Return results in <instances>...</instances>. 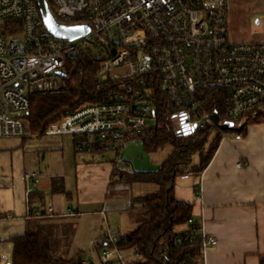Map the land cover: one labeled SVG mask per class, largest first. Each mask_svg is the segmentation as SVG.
<instances>
[{
  "label": "built area",
  "instance_id": "2783aa9c",
  "mask_svg": "<svg viewBox=\"0 0 264 264\" xmlns=\"http://www.w3.org/2000/svg\"><path fill=\"white\" fill-rule=\"evenodd\" d=\"M53 5L59 22L87 24L90 30L71 40L55 37L44 25L38 0H0V138L27 135L32 96L66 92L65 64L85 48L100 53V79L122 82L101 103L48 127V134H78L79 148L99 143L120 154L156 122L151 95L158 90L177 110L178 131L211 125L221 139L264 106V41L231 40L229 0H53ZM206 87L224 92L222 117L215 111L218 123L198 98ZM224 123L231 124L229 130ZM45 174L30 171L26 177L37 181ZM35 214L43 217L44 210ZM198 231L204 248L218 243L200 224ZM118 251L104 249L102 261L108 264ZM79 258L82 254L74 259Z\"/></svg>",
  "mask_w": 264,
  "mask_h": 264
},
{
  "label": "crops",
  "instance_id": "0c3cea01",
  "mask_svg": "<svg viewBox=\"0 0 264 264\" xmlns=\"http://www.w3.org/2000/svg\"><path fill=\"white\" fill-rule=\"evenodd\" d=\"M244 1L229 0L230 38L264 41V1L250 6ZM258 110L264 111V106ZM250 116L255 117V112ZM245 121L242 130L231 129L228 139H220L203 171L190 170L176 180V197L193 205V218L218 241L204 248L203 264L264 263V119ZM79 139L76 133L47 132L0 138V211L7 214L0 219V264H13L12 238L35 231L37 224L45 229L55 226L53 233L59 238L55 249L64 253L60 256L70 259L82 254L83 259L90 256L92 264H107L101 259L107 248L101 245L145 221L141 199L160 186L149 181L129 184L117 176L113 182L112 174L116 169L157 171L171 153L162 158L156 154L160 149L145 151L143 142L135 138L120 154L79 148ZM195 156L192 167L201 163ZM30 171L46 174L34 181L26 177ZM54 179L61 190L53 189ZM39 209L44 210L43 217L35 214ZM188 227L177 225L174 230ZM78 236L85 241L76 251L73 243ZM114 255L108 264H128L138 257L135 249Z\"/></svg>",
  "mask_w": 264,
  "mask_h": 264
},
{
  "label": "trees",
  "instance_id": "16d2710c",
  "mask_svg": "<svg viewBox=\"0 0 264 264\" xmlns=\"http://www.w3.org/2000/svg\"><path fill=\"white\" fill-rule=\"evenodd\" d=\"M48 3L55 18L61 21L53 0H48ZM65 66L68 85L66 92L32 96L26 136L44 135L48 127L60 122L63 116L73 114L87 104L101 103L105 100L107 92L120 89L121 80L100 79L99 58L95 51L89 48L82 50L78 58L68 59ZM223 96V90L218 87L201 88L198 92V98L202 100L205 109L212 113L217 111L220 117L225 111ZM151 98L156 106V122L133 138L141 140L143 148L148 152L157 151L167 144L172 145L174 149L157 171L114 170L113 182L115 176L118 181L129 184L149 181L157 183L160 190L141 199L145 206L146 219L140 226L101 246L116 250H137L138 257L128 264H203L204 246L202 234L198 231L199 224L197 221L189 223L193 217V205L178 199L174 189L179 176L187 174L190 170L203 171L210 163L218 148L221 134L215 132L211 125L188 134L178 131L175 127L177 110L171 105L168 96L158 90ZM253 113L247 115L250 120L259 122L264 119L263 110L255 111V117L250 116ZM87 146L97 151L104 149L99 143H89ZM195 155L200 157L201 163L198 167H192ZM57 180H53V189L61 190ZM6 215L0 211V219ZM182 224H188V229L176 232L175 227ZM54 230L53 225L45 229L43 225L37 224L35 231L13 237V264H84L83 258L76 261L74 258L68 259L58 255L55 246L58 245L59 238L54 236ZM179 238L182 241H178Z\"/></svg>",
  "mask_w": 264,
  "mask_h": 264
},
{
  "label": "water",
  "instance_id": "95a60500",
  "mask_svg": "<svg viewBox=\"0 0 264 264\" xmlns=\"http://www.w3.org/2000/svg\"><path fill=\"white\" fill-rule=\"evenodd\" d=\"M39 10L41 11V15L43 18L44 25L48 28V30L56 37L73 39L75 37L81 36L90 30V27L87 24L84 25H76V24H64L59 22L52 10L49 8L48 0H38ZM211 118L215 123L219 122L220 117H218L215 112L212 114ZM246 124V121L237 127V130H242ZM223 129H228L231 124L224 123L221 125ZM191 130H184V133L188 134Z\"/></svg>",
  "mask_w": 264,
  "mask_h": 264
},
{
  "label": "rangeland",
  "instance_id": "374dc122",
  "mask_svg": "<svg viewBox=\"0 0 264 264\" xmlns=\"http://www.w3.org/2000/svg\"><path fill=\"white\" fill-rule=\"evenodd\" d=\"M263 1L264 0H245L244 1V3H246V5L247 6H250V5H254V4H262L263 3ZM94 51L96 52V54H100L99 53V51L96 49V48H94ZM65 116H63L60 120H62L63 118H64ZM173 147H172V145H170V144H167V145H165V146H163V147H161L160 148V150L156 153L158 156L160 155V156H162V158H166L172 151H173ZM155 158H158L157 156H155ZM193 158H197V156H194ZM61 234V233H60ZM64 237H68L67 235H64ZM79 237V236H78ZM84 238L85 237H83V236H81V237H79L78 239H77V237H76V239H75V241H74V243H73V248L76 250V251H78L77 249H78V247L81 245V243H84ZM66 241H68V240H66ZM64 243H65V240L64 241H62V244H61V248L62 249H64ZM58 248H60V245H59V247ZM58 254L59 255H64V253H62V251H59L58 252ZM66 256V255H65ZM99 262V261H98ZM114 264H116V263H114Z\"/></svg>",
  "mask_w": 264,
  "mask_h": 264
}]
</instances>
